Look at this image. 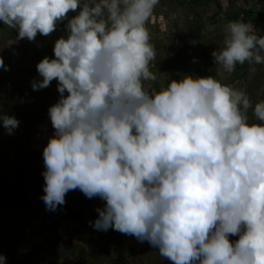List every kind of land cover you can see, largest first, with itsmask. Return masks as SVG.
I'll list each match as a JSON object with an SVG mask.
<instances>
[{
  "label": "clouds",
  "instance_id": "obj_1",
  "mask_svg": "<svg viewBox=\"0 0 264 264\" xmlns=\"http://www.w3.org/2000/svg\"><path fill=\"white\" fill-rule=\"evenodd\" d=\"M158 4L0 0V22L17 41L68 21L32 83L38 91L57 80L61 94L49 109L55 132L43 150L41 199L56 211L71 190L99 197L106 203L94 229L147 241L173 264H264V102L253 107L245 91L213 76L146 89L156 80L146 25ZM224 32L215 65L230 74L264 64V36L250 23L229 22ZM0 69L9 70L2 57ZM0 121L8 135L20 123L3 113Z\"/></svg>",
  "mask_w": 264,
  "mask_h": 264
},
{
  "label": "rangeland",
  "instance_id": "obj_2",
  "mask_svg": "<svg viewBox=\"0 0 264 264\" xmlns=\"http://www.w3.org/2000/svg\"><path fill=\"white\" fill-rule=\"evenodd\" d=\"M193 1L159 0L155 7L146 27L156 52L150 69L156 80L146 81L145 88L159 91L170 79L179 81L186 75L213 76L245 91L253 107L264 102V64H237L229 74L214 64L211 55L224 47L223 20L228 16L244 11L241 20L264 36V20L256 16L264 14V0ZM79 11L70 12L68 18ZM67 23H58L47 37L38 33L30 42L17 41L18 33L0 22V57L9 68L0 69V113L20 122L8 135L0 121V255L6 264H173L147 241L111 228L94 229L92 224L99 218L96 209L106 203L99 197L89 199L79 189L71 190L56 211L46 210L41 199L43 150L55 132L49 109L61 94L57 80L38 91H33L32 83L42 81L37 65L45 57L55 58V42L67 38ZM248 114L250 123H259L252 110ZM229 239L235 242L239 237Z\"/></svg>",
  "mask_w": 264,
  "mask_h": 264
},
{
  "label": "trees",
  "instance_id": "obj_3",
  "mask_svg": "<svg viewBox=\"0 0 264 264\" xmlns=\"http://www.w3.org/2000/svg\"><path fill=\"white\" fill-rule=\"evenodd\" d=\"M201 1H204V0H194L193 2H201ZM208 1V0H206ZM219 10V7L217 8ZM245 12L242 11V13L238 14V15H233V16H228L227 18H224V23L228 24L229 22H232V21H240L241 20V15L244 14ZM256 16H258L259 18L263 19L264 20V14H260V13H257ZM199 24H197L196 26V29L198 30L199 29ZM198 32V31H197ZM199 33V32H198ZM244 66H246V63L243 64ZM244 68H241V72H244L243 71ZM64 212V211H63ZM64 217V213H62V216H60V219L59 221L62 220V218Z\"/></svg>",
  "mask_w": 264,
  "mask_h": 264
}]
</instances>
